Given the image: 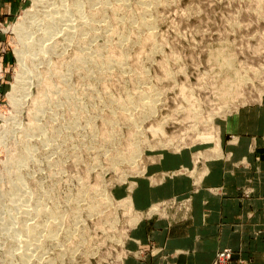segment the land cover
I'll use <instances>...</instances> for the list:
<instances>
[{
  "label": "rangeland",
  "instance_id": "374dc122",
  "mask_svg": "<svg viewBox=\"0 0 264 264\" xmlns=\"http://www.w3.org/2000/svg\"><path fill=\"white\" fill-rule=\"evenodd\" d=\"M142 1L84 0L90 24L68 35L55 20L37 56L48 7L23 0L0 20V264H24V243L30 264L161 263L182 250L166 253L153 229L189 220L201 188L227 194L228 168L255 171L240 175L241 201L264 186V0ZM35 13L28 39L17 27ZM21 53L28 77L13 92ZM166 155L178 164L161 170ZM211 160L222 170L207 187ZM173 176L189 186L170 192ZM261 220L239 218L211 264L226 247L227 264H264Z\"/></svg>",
  "mask_w": 264,
  "mask_h": 264
},
{
  "label": "crops",
  "instance_id": "0c3cea01",
  "mask_svg": "<svg viewBox=\"0 0 264 264\" xmlns=\"http://www.w3.org/2000/svg\"><path fill=\"white\" fill-rule=\"evenodd\" d=\"M22 6L23 0H0V20L18 13ZM167 156L168 160L166 159V162L170 164L165 162L164 165L162 164L161 170H165L170 165L178 164L176 162L175 164H171L169 159L172 156ZM240 156H243V153L237 152L233 159L235 160ZM218 163L216 160L208 162V170L210 172L205 177L203 185L205 184L208 187L217 184L216 182L219 180V177L217 178V171L222 170L221 166H217L220 165ZM261 168L262 170L258 167L260 170L259 174H261L264 181V166H261ZM228 171L227 178L223 176V179L220 180L224 184L223 186L227 188L228 193L232 188H235L236 197L228 195V193H213L209 188H201L194 196L193 213L189 220L172 226H168L165 221L163 225H160L159 229H153L152 234L160 235L158 238L159 243L165 244L167 248L165 250L166 253L171 254L179 248L182 250L171 257L168 256L169 258L165 259L164 262H157V264H211L220 247L230 244L232 239L238 242V232L240 230L238 229L237 220L239 218L253 215L262 224L261 217L264 215V192L262 193V191L264 190V186L256 188L257 191L253 193L255 195L251 201L244 202L240 200V197H237V187L241 180L240 175L246 174V176L253 178L255 171L248 172L246 168H228ZM182 178L173 176L168 179L166 186H169L170 181V192H179L181 190L180 187L189 186L190 181L186 180V183ZM206 212L207 214L205 215ZM232 220H234L235 227H231ZM240 235L241 239H243V233H240ZM241 255L240 253L239 256L244 258Z\"/></svg>",
  "mask_w": 264,
  "mask_h": 264
},
{
  "label": "bare ground",
  "instance_id": "6f19581e",
  "mask_svg": "<svg viewBox=\"0 0 264 264\" xmlns=\"http://www.w3.org/2000/svg\"><path fill=\"white\" fill-rule=\"evenodd\" d=\"M50 0H38V4L39 5H41V6H43V7H45V8H47L48 10H47V14H49V18H48V20L46 21V23H44L45 25L43 26V30H44V33H43V31H42V34H40L38 37H36V39H34V42L32 43V46H34L35 48L38 46V48H36L38 51H35V52H30L31 54L30 55H32V56H34V55H36V54H38V53H40L39 51H45V49H46V47H45V45L44 44H46V43H44L43 41H44V36H45V33H46V31L48 32V30L49 29H51L52 27H54L53 25V23L55 22V20H57V19H59V18H61L62 19V21H63V16L65 17L64 19H65V21L64 22H66L65 24H66V27L64 28V31H65V33L66 34H68V35H73V31L76 29L77 30V28H79V29H81L82 27H84L86 24H90V22H88V21H86V20H84V18H83V12H84V6H85V3L82 1V0H74L77 4H75L74 3V1H73V4L75 5L74 6V9H75V11H73V13L78 17L77 18V20L76 21H72V19L70 18V17H67L68 15H70V14H68V10L70 9H68V8H65V6H66V3H64V0H62V2H61V4L60 5H55V2L53 1L52 3L51 2H49ZM87 1H89V3L90 2H92L93 0H87ZM151 1V0H150ZM149 1V2H150ZM142 2H144L145 4H148V2H146V1H142ZM152 2V1H151ZM150 6V5H149ZM144 7V6H143ZM149 8V7H148ZM70 10H73V8L72 9H70ZM146 11H147V8H144V12L146 13ZM148 11H150V10H148ZM37 12V11H36ZM72 12V11H71ZM96 12V11H95ZM32 13V12H31ZM148 13V12H147ZM146 13V14H147ZM39 14V13H38ZM37 14L35 13V14H30V16H27L26 18H25V21H23L22 23H20L19 24V27H17L18 28V33H20L21 35H24V37H26V38H31V37H33V32H32V29H30V26H31V23H29L28 22V18H32V19H37V18H35V16H36ZM148 15V14H147ZM43 19V18H42ZM60 19V20H61ZM66 19H67V21H66ZM70 19V20H69ZM74 19H76V18H74ZM73 19V20H74ZM59 20V21H60ZM59 21H57V22H59ZM142 21H143V24H147L149 27L152 25V23H151V25H150V21H149V18H147V16L145 15V16H143L142 17ZM44 22V21H43ZM56 22V23H57ZM27 28V29H26ZM30 29V30H29ZM40 29H42L41 27H40ZM40 32V31H39ZM50 32H51V30H50ZM38 33V32H37ZM66 36L67 38L69 37V36ZM51 37H52V35H51ZM35 38V37H34ZM46 40V39H45ZM25 53H21V54H19V61H20V68L18 69V71H17V73L15 74V76H14V84H13V92H16V91H18L19 89H22V88H24V82L26 81V79H27V77H26V75L28 74V66H27V64H25V62H24V60H25V56L26 55H24ZM37 56V55H36ZM79 57V56H78ZM121 61V60H120ZM27 66V67H26ZM146 98H147V96H146ZM30 150V152H29V155H28V157H22V156H20V157H15L14 158V162H21L22 161V164H24V162L26 163L27 161H28V158H31L32 157V155L34 154L33 153V151H34V149L32 148V149H29ZM37 150V149H36ZM25 165V164H24ZM19 174V173H18ZM23 212L26 214L28 211H27V209H23ZM22 223H21V225H20V227H22ZM26 225H29V227H27V229L25 230V231H21V232H23L28 238H31L32 240H38V234L40 233V227H39V225L37 226V225H35V226H31L30 224H26ZM37 226V227H36ZM52 234V233H51ZM56 234V233H55ZM53 236H55V235H53L52 234V237ZM21 237V236H20ZM50 237V236H49ZM21 241H25V240H23L22 238H19ZM18 241V240H17ZM39 247L41 246V244L39 243V244H37ZM38 248V247H37ZM36 247L33 249L34 251L37 249ZM30 247H28L27 246V243H24V245H23V247H22V253H21V259H23L24 260V264H30L29 263V260L31 259L30 258V254H31V256H32V252H30Z\"/></svg>",
  "mask_w": 264,
  "mask_h": 264
},
{
  "label": "built area",
  "instance_id": "2783aa9c",
  "mask_svg": "<svg viewBox=\"0 0 264 264\" xmlns=\"http://www.w3.org/2000/svg\"><path fill=\"white\" fill-rule=\"evenodd\" d=\"M231 255H232V250H231V248L226 247V248L220 250V251L217 253V258H216V261H215L216 264L219 263V261L222 262V263H220V264H227V260H228L229 258H231Z\"/></svg>",
  "mask_w": 264,
  "mask_h": 264
}]
</instances>
